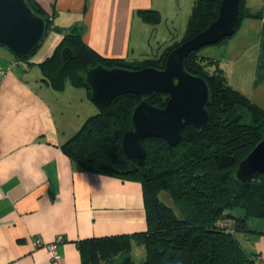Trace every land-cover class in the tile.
<instances>
[{"label":"crops","instance_id":"obj_1","mask_svg":"<svg viewBox=\"0 0 264 264\" xmlns=\"http://www.w3.org/2000/svg\"><path fill=\"white\" fill-rule=\"evenodd\" d=\"M34 1L61 31L78 27L101 56L133 60L158 57L178 40L196 0ZM244 3L255 12L263 0ZM142 10L157 11L159 19L144 20ZM216 48L208 56L227 82L264 109V19L243 17ZM13 58L0 52V69ZM97 111L84 87L55 90L39 67L18 65L0 76V264H83L80 240L146 230L139 181L83 169L61 149ZM254 222L263 232L245 241L264 258V218ZM58 237L57 259L35 243Z\"/></svg>","mask_w":264,"mask_h":264},{"label":"trees","instance_id":"obj_2","mask_svg":"<svg viewBox=\"0 0 264 264\" xmlns=\"http://www.w3.org/2000/svg\"><path fill=\"white\" fill-rule=\"evenodd\" d=\"M220 1L196 0L183 35L155 58L103 57L83 41L78 27H72L53 53L38 62L42 80L55 90L64 89L67 83L82 86L89 95L85 73L98 63L128 69L162 68L174 47L216 19ZM27 2L45 19L44 35L49 29H59L34 0ZM140 12L146 21L159 19L155 10ZM245 16L264 19V0L255 12L239 0L235 31ZM63 47L70 49L67 58L61 55ZM35 48L22 58H14L26 61L29 67L27 57ZM184 64L209 86L210 121L206 127L196 130L185 126L175 145L160 137H147L142 142L145 156L131 157L123 151L121 139L131 129L132 111L142 97L123 93L89 115L61 145L81 168L139 181L143 189L146 230L80 240L83 264H163L166 257L169 264H256L255 258L264 260L242 245L247 236L263 232L251 228L249 221L264 218V175L259 174L255 181L236 176L239 161L264 138V109L227 82L217 59L198 55L196 49L188 53ZM167 98V93L155 92L146 100L164 106ZM133 241L144 248L143 261L131 259ZM118 255L122 257L117 260Z\"/></svg>","mask_w":264,"mask_h":264},{"label":"water","instance_id":"obj_3","mask_svg":"<svg viewBox=\"0 0 264 264\" xmlns=\"http://www.w3.org/2000/svg\"><path fill=\"white\" fill-rule=\"evenodd\" d=\"M238 13L239 0H221L216 19L174 47L162 68L128 69L98 63L87 69L84 81L90 89L89 99L99 109L123 93L142 97L132 111L131 129L122 135L121 146L127 155L144 157L146 152L142 142L147 137H160L175 145L185 126L199 130L209 124V86L202 76L187 70L185 58L203 45L233 35ZM45 29V19L31 8L27 0H0V46L14 56L28 55L42 40ZM69 54L70 49L63 47L62 57L67 58ZM155 92L168 94L164 106L146 100ZM259 174L264 175V138L239 161L236 169V176L242 181L258 180ZM163 264H169V257Z\"/></svg>","mask_w":264,"mask_h":264},{"label":"rangeland","instance_id":"obj_4","mask_svg":"<svg viewBox=\"0 0 264 264\" xmlns=\"http://www.w3.org/2000/svg\"><path fill=\"white\" fill-rule=\"evenodd\" d=\"M66 33H67L66 31L63 32V31H60L59 29L58 30L49 29L45 33V35L43 36L42 40L40 41L38 46L35 48V50L27 57L28 62H29V67H32V69L39 67L38 62L53 53L56 47L60 44L63 38V35ZM220 43L221 42H217V43L207 44V45H203L199 47L198 55L208 56V54L215 53V50L217 49L216 45ZM0 52L8 53V54L10 53L11 55H13L9 50H7L6 48L2 46H0ZM13 57L15 56L13 55ZM29 67L26 68L25 70H28ZM254 220H250L249 222V225L251 228H254V225H255ZM239 237H241L242 239V235H239ZM242 245L247 251L250 250V247L248 246L245 240L242 241ZM129 255L131 259L135 262L143 261L145 259V250L144 248L140 247V245L133 244V249L131 252H129ZM121 257L122 256H119L117 260L120 259Z\"/></svg>","mask_w":264,"mask_h":264},{"label":"built area","instance_id":"obj_5","mask_svg":"<svg viewBox=\"0 0 264 264\" xmlns=\"http://www.w3.org/2000/svg\"><path fill=\"white\" fill-rule=\"evenodd\" d=\"M17 65H21L24 69L28 68L27 66V63L26 61L24 60H19L17 58H13L8 67L4 70L0 69V76L6 71V70H9L11 69L12 67H15ZM63 241V238L62 237H58L55 241L53 242H50V243H47V244H44V243H41L39 240H36L35 243L39 246V245H42V246H45L51 253L52 255V258L53 259H57L59 256L57 254V251H56V244L59 243V242H62ZM255 263L256 264H264V260L260 257H257L255 258Z\"/></svg>","mask_w":264,"mask_h":264}]
</instances>
